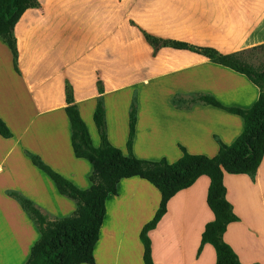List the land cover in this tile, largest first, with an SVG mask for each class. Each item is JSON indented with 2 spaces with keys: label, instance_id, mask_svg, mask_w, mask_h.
I'll return each instance as SVG.
<instances>
[{
  "label": "crops",
  "instance_id": "obj_1",
  "mask_svg": "<svg viewBox=\"0 0 264 264\" xmlns=\"http://www.w3.org/2000/svg\"><path fill=\"white\" fill-rule=\"evenodd\" d=\"M13 29V56L0 38V120L11 137L0 135V233L14 240L3 247L0 264H25L38 240L35 223L9 194L31 200L48 221L70 216L75 202L59 195L33 155L79 189L90 187L91 165L75 158L64 108L65 87L99 146L92 121L97 100L104 110L107 139L127 155L128 117L134 109L131 155L172 164L182 155L216 156L232 143L243 121L224 108L249 110L259 89L245 76L186 49L144 41L139 28L157 38L216 50L247 53L264 44V0H36ZM139 27V28H138ZM138 73L137 81L131 82ZM101 82L102 92L98 91ZM152 87L171 94L132 97ZM210 97L221 107L203 103ZM254 180L224 172L226 199L238 220L223 240L241 264H264V152ZM209 180L199 177L167 203L148 232L154 264H215V252L201 246L213 220L206 204ZM158 190L141 178L120 180L105 200V215L94 248L95 264H143L141 228L159 205Z\"/></svg>",
  "mask_w": 264,
  "mask_h": 264
},
{
  "label": "trees",
  "instance_id": "obj_2",
  "mask_svg": "<svg viewBox=\"0 0 264 264\" xmlns=\"http://www.w3.org/2000/svg\"><path fill=\"white\" fill-rule=\"evenodd\" d=\"M36 0H0V38L7 44L13 56L16 69V50L13 40V29L29 8H37ZM144 41L153 50L160 47L186 49L204 55L212 63L225 66L242 74L259 89V97L254 105L243 111L238 108H224L236 114L243 121V129L230 144L220 143L216 156L203 157L201 154H190L180 148L182 155L177 161L169 164L165 160L148 161L135 159L131 154L134 137V109L131 110L129 134L126 143L128 154L107 139L104 110L101 100H97L92 121L99 136V146L94 148L85 123L79 117L77 106L73 104L71 86L66 85L67 106L65 116L70 126V141L75 158L85 159L92 167L89 178L90 187L79 189L70 181L53 172L36 156L30 155L32 164L42 170L53 182L57 193L75 202L76 208L70 216L48 221L31 201L15 194L9 196L19 203L29 218L35 223L38 240L30 248V255L25 264H95L94 248L98 241V231L105 215V200L108 194H114L120 180L141 178L152 184L160 197L158 208L153 218L144 224L138 236L143 247V264H154L151 256V242L148 232L155 228L166 213L169 200L179 191L190 187L199 177L209 180L206 204L213 220L206 224L201 233V246L208 245L215 252V264H241L232 250L224 242L223 233L227 226L238 220L233 213L232 205L227 201L226 188L223 184L224 172L246 175L254 180L257 168L264 152V65L253 68L240 58L244 52L221 54L216 50L191 46L182 42L166 41L143 32ZM263 45L253 47L251 51L263 49ZM97 88L102 92V85L97 81ZM203 103L221 107L210 97H200ZM0 135L10 138L8 128L0 120Z\"/></svg>",
  "mask_w": 264,
  "mask_h": 264
},
{
  "label": "rangeland",
  "instance_id": "obj_3",
  "mask_svg": "<svg viewBox=\"0 0 264 264\" xmlns=\"http://www.w3.org/2000/svg\"><path fill=\"white\" fill-rule=\"evenodd\" d=\"M139 31H140L141 34L144 32L140 28H139ZM240 58L242 59V61L245 64H247V65H249V66H251L253 68H262L263 65H264V48L263 49H256L254 51H249L247 53H244ZM137 77H138V73L133 74L131 82L137 81V79H136ZM136 87L137 86H135V88H133V92H132V97L133 98L137 97L138 94L139 95H144V94H147V95H159V94L169 95V94L172 93V91H174L173 88L167 87L162 92L160 90H156L155 87H152L150 89L151 86H149V89H148L147 92L139 93L138 89H136ZM29 201H31V200H29ZM12 240H14V238L10 235V233H8V232L0 233V243L4 244L3 247H7L8 243L10 241H12ZM124 261L125 260L121 259V263L120 264H124ZM9 264H11V263H9Z\"/></svg>",
  "mask_w": 264,
  "mask_h": 264
}]
</instances>
